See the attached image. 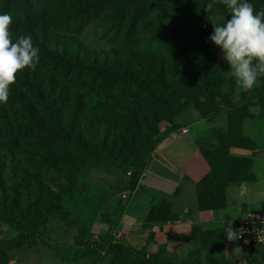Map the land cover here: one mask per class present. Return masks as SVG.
Returning a JSON list of instances; mask_svg holds the SVG:
<instances>
[{
  "label": "trees",
  "instance_id": "1",
  "mask_svg": "<svg viewBox=\"0 0 264 264\" xmlns=\"http://www.w3.org/2000/svg\"><path fill=\"white\" fill-rule=\"evenodd\" d=\"M255 11L264 0H248ZM213 3V9L206 6ZM13 21V42L31 35L40 49L35 71L27 67L9 86L0 103V224L14 233L0 242V264L13 252L39 242L59 243L61 232L73 231L66 245L91 264L100 262L108 245L110 264H165V245L145 258L143 252L115 243L116 222L108 205L114 187L94 172H133L131 189L158 146L162 124L172 128L184 111L211 122L226 115L225 128L199 132L194 143L209 171L195 184L197 212L226 207L230 184L251 183L254 151L243 135L251 109L264 111V77L249 96L235 98L230 66L208 38L211 18L226 7L215 0H0V14ZM141 189V187H139ZM120 203L123 205L120 201ZM178 217L171 203H152L147 225L169 224ZM105 234L93 239L95 229ZM217 230L193 227L174 243L199 244L180 264H214ZM29 244V245H28ZM206 257L198 262L200 254ZM248 264H264V250H253Z\"/></svg>",
  "mask_w": 264,
  "mask_h": 264
},
{
  "label": "crops",
  "instance_id": "2",
  "mask_svg": "<svg viewBox=\"0 0 264 264\" xmlns=\"http://www.w3.org/2000/svg\"><path fill=\"white\" fill-rule=\"evenodd\" d=\"M258 86L259 82L252 88V91ZM250 94V91H244L236 85L235 98ZM251 113L254 117L244 122L243 135L254 142L256 150L232 149L230 153L236 156L254 157L252 166L254 181L230 184L226 190V207L217 212L196 211L195 184L207 174L209 167L199 153L194 138L199 132L211 128H225L226 115L221 114L213 121L207 122L201 120L195 111L188 109L175 119L173 128L168 124H162L157 137L160 138V142L152 153L140 182L141 189L138 193L142 192V195H138L123 205L114 200L108 205L111 218L116 222L111 243L124 245L137 252L148 254V256L156 254L158 248L165 245V264H180L181 260L187 258L190 251L199 249V244L197 242L174 243L167 241V238L188 236L193 227H198L203 231L217 230L220 233L219 245L213 251L214 264H229L232 262L230 260L239 259L238 255L233 257L229 255L227 246L229 241L226 239L225 232L230 226L235 230L245 215L264 207V193L262 192L264 185V111L254 107ZM183 129L187 133L180 135L179 132ZM174 190L175 193L172 194ZM159 200L171 203L173 213L178 219L169 224H145L150 206ZM185 203L188 204L187 207ZM258 206V209L250 211V208ZM67 249L70 250V246ZM108 249V245H105V250L100 253L102 258L97 264L111 263V256L107 253ZM53 252L57 253L48 246H25L15 251L13 264H91L83 257L72 259L59 255V252L58 255ZM205 257L206 255L201 253L198 262L202 263ZM244 262L240 260L236 263H247Z\"/></svg>",
  "mask_w": 264,
  "mask_h": 264
},
{
  "label": "clouds",
  "instance_id": "3",
  "mask_svg": "<svg viewBox=\"0 0 264 264\" xmlns=\"http://www.w3.org/2000/svg\"><path fill=\"white\" fill-rule=\"evenodd\" d=\"M226 7L230 19L216 13L211 18L213 32L209 40L222 50L223 58L230 66L229 74L244 91H251L258 79L264 77V9L255 11L248 0H215ZM213 3L206 11L213 9ZM10 14H0V103L9 99V86L16 81L17 73L26 67L35 71L40 62V49L33 45L31 35L19 36L13 42L9 26ZM245 229H233L226 233L229 242L242 239ZM247 244L248 241L244 240ZM235 254L241 253L236 247Z\"/></svg>",
  "mask_w": 264,
  "mask_h": 264
},
{
  "label": "built area",
  "instance_id": "4",
  "mask_svg": "<svg viewBox=\"0 0 264 264\" xmlns=\"http://www.w3.org/2000/svg\"><path fill=\"white\" fill-rule=\"evenodd\" d=\"M180 135H185L186 130L183 129L179 132ZM126 176L128 181H132L134 174L133 172H127ZM144 176V173L139 178V181L135 184L134 188L131 189L129 183L125 187V194L121 195V200L126 202L130 196L139 192L140 182ZM243 228L245 232L243 233L242 239H239L235 242H228L227 246L229 248V255L234 256L235 254L232 250L236 247L241 249L239 259L230 260L229 264H237L238 261L247 262L251 259L253 255V250H264V207L258 211H254L245 215L241 220L236 229ZM244 240H247L248 243L245 244ZM145 258H149L148 254H145ZM237 262V263H236ZM244 262V263H245ZM246 263V264H247Z\"/></svg>",
  "mask_w": 264,
  "mask_h": 264
},
{
  "label": "rangeland",
  "instance_id": "5",
  "mask_svg": "<svg viewBox=\"0 0 264 264\" xmlns=\"http://www.w3.org/2000/svg\"><path fill=\"white\" fill-rule=\"evenodd\" d=\"M218 58H219V62L220 63L228 64L225 61V59L223 58L222 51L219 53ZM250 92H252V90ZM186 133H187V131H186ZM242 156H244V155H242ZM93 177L96 180H103L104 182H107V183L111 184L114 187V190H115V200L114 201L116 203L121 204L120 201L122 203H126V202H129L132 199H135L138 195H142V192L141 193H136V194H133L132 196H130L126 202H123L121 200V195L125 194L126 185L128 183H130L128 181L126 173H124V172H119V171L113 170L108 175L102 174V173H99V172H94ZM262 192L264 193V185L262 186ZM173 193H175V190L172 192V194ZM170 199H172V196H170ZM187 206H188V204L185 203V207H187ZM258 208H259V206L256 207V208H250V211L258 209ZM104 230H105V226H99L98 228H96L95 229V234H97V235L93 236V239L96 240V237L103 236L105 234V232H106V230L105 231ZM101 231H102V234H101ZM73 234H74V232L72 230L71 231H67V232H61L60 235L58 236L59 243L57 245L51 246L49 248L53 249V251H57V253L53 252V253H55L57 255H58V252H59L60 253L59 255H61V256L65 255L68 258L81 259L82 256H75L74 255L73 248L70 247V250L67 249L68 245H66V244L69 241V239L73 236ZM111 236H112V234H111ZM112 238H113V236H112ZM13 240H14V233L11 230L6 229L3 225L0 224V242L2 244H8V243H11ZM30 245H33L35 247L37 245L39 247H42V246L44 247V245H42L39 242H31ZM45 247H47V246H45ZM11 253L13 255L15 254V252H13V250H11ZM13 262H15V260Z\"/></svg>",
  "mask_w": 264,
  "mask_h": 264
},
{
  "label": "water",
  "instance_id": "6",
  "mask_svg": "<svg viewBox=\"0 0 264 264\" xmlns=\"http://www.w3.org/2000/svg\"><path fill=\"white\" fill-rule=\"evenodd\" d=\"M10 264H13L12 262Z\"/></svg>",
  "mask_w": 264,
  "mask_h": 264
}]
</instances>
